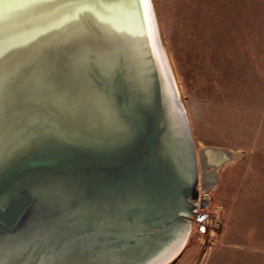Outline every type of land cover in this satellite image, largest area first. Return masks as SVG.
<instances>
[{
  "label": "water",
  "instance_id": "95a60500",
  "mask_svg": "<svg viewBox=\"0 0 264 264\" xmlns=\"http://www.w3.org/2000/svg\"><path fill=\"white\" fill-rule=\"evenodd\" d=\"M158 12L0 0V264H173L185 251L210 201L198 155L210 184L235 155L197 150Z\"/></svg>",
  "mask_w": 264,
  "mask_h": 264
},
{
  "label": "rangeland",
  "instance_id": "374dc122",
  "mask_svg": "<svg viewBox=\"0 0 264 264\" xmlns=\"http://www.w3.org/2000/svg\"><path fill=\"white\" fill-rule=\"evenodd\" d=\"M156 4L197 150L235 155L174 264H264V0Z\"/></svg>",
  "mask_w": 264,
  "mask_h": 264
},
{
  "label": "bare ground",
  "instance_id": "6f19581e",
  "mask_svg": "<svg viewBox=\"0 0 264 264\" xmlns=\"http://www.w3.org/2000/svg\"><path fill=\"white\" fill-rule=\"evenodd\" d=\"M156 1V0H155ZM157 5V4H156ZM159 13V12H158ZM161 28H162V25H161ZM162 32H163V30H162ZM164 36V35H163ZM169 57H170V55H169ZM173 67V66H172ZM175 72V71H174ZM180 87V86H179ZM186 104V103H185ZM186 109H187V112H188V115H189V111H188V108H187V106H186ZM189 118H190V115H189ZM190 122H191V120H190ZM191 126H192V124H191ZM193 129V128H192ZM205 147H207V146H203V147H201L200 149H202V148H205ZM216 147V146H215ZM199 149V150H200ZM198 150V151H199ZM197 151V153L199 154V152ZM215 153H209V155H208V157H209V161H215V159H217V158H219L218 156H216V155H214ZM237 157V156H236ZM222 160V159H221ZM198 164H199V181H198V185H197V187H198V190H199V193H200V196L199 197H202V196H205V197H209V195L206 193V189H209L210 190V188H213V187H215L216 185L215 184H210L208 181H209V178H212V177H208V176H206L205 175V173H207L209 170L208 169H206L205 171H204V173H203V166H204V158L203 159H201L200 160V158H199V155H198ZM226 166V165H225ZM222 170V169H221ZM220 178V177H219ZM206 208V207H205ZM207 219L208 218H206L205 216H203L202 214H201V212H199L198 211V213H197V216H196V221L195 222H200V224L202 223L203 225L204 224H206L207 223ZM194 225H195V223H194ZM194 228V227H193ZM166 251H170V248L168 249V250H166ZM178 260V259H177ZM177 260H175V262L177 261ZM174 262V263H175ZM173 263V264H174Z\"/></svg>",
  "mask_w": 264,
  "mask_h": 264
}]
</instances>
